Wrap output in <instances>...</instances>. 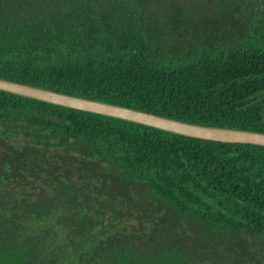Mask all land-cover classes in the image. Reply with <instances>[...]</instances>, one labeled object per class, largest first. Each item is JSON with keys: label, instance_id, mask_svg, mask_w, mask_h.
<instances>
[{"label": "trees", "instance_id": "obj_1", "mask_svg": "<svg viewBox=\"0 0 264 264\" xmlns=\"http://www.w3.org/2000/svg\"><path fill=\"white\" fill-rule=\"evenodd\" d=\"M0 79L264 133V0H0ZM0 264H264V146L0 90Z\"/></svg>", "mask_w": 264, "mask_h": 264}, {"label": "water", "instance_id": "obj_2", "mask_svg": "<svg viewBox=\"0 0 264 264\" xmlns=\"http://www.w3.org/2000/svg\"><path fill=\"white\" fill-rule=\"evenodd\" d=\"M0 90L68 108L129 120L188 137L264 146V133L260 132L181 122L118 105L75 97L4 79H0Z\"/></svg>", "mask_w": 264, "mask_h": 264}]
</instances>
